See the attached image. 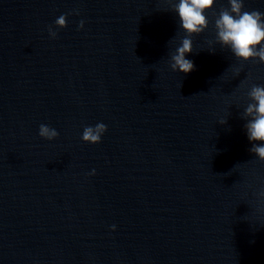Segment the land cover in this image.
<instances>
[{
    "label": "water",
    "instance_id": "water-1",
    "mask_svg": "<svg viewBox=\"0 0 264 264\" xmlns=\"http://www.w3.org/2000/svg\"><path fill=\"white\" fill-rule=\"evenodd\" d=\"M171 3L0 0V264H264V160L241 118L264 63L216 42L215 0L193 70L173 71Z\"/></svg>",
    "mask_w": 264,
    "mask_h": 264
},
{
    "label": "clouds",
    "instance_id": "clouds-1",
    "mask_svg": "<svg viewBox=\"0 0 264 264\" xmlns=\"http://www.w3.org/2000/svg\"><path fill=\"white\" fill-rule=\"evenodd\" d=\"M171 3V0H169ZM215 0H178L171 3V8L179 18L180 27L186 35L181 38L179 45L170 56V67L173 71L185 74L193 70L194 64L186 59V54L192 52L193 34H199L208 26V18L204 15L210 9ZM229 7H221L220 11L214 13V28L216 30V42L222 47L230 48L233 55L242 61L250 58H258L264 63V13L258 10L243 11V0H228ZM66 14H62L55 20L58 27L66 26ZM83 26L80 21L78 27ZM49 35L53 38L56 32L49 26ZM250 102L244 108L242 119L246 120L244 125L247 138L251 143L249 151L260 160H264V85H252L247 92ZM219 123L224 124L226 120ZM106 125L97 123L95 126H85L82 132V140L89 143L100 142L102 134L106 131ZM38 135L51 140L59 135L54 129L45 124H40ZM259 141L261 143H254ZM257 195L264 198V188ZM115 228V225L111 226Z\"/></svg>",
    "mask_w": 264,
    "mask_h": 264
}]
</instances>
